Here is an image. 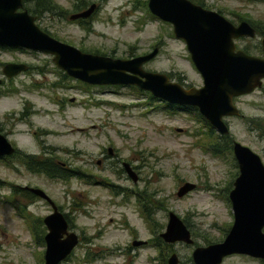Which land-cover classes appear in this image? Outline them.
I'll return each instance as SVG.
<instances>
[{
    "label": "rangeland",
    "instance_id": "1",
    "mask_svg": "<svg viewBox=\"0 0 264 264\" xmlns=\"http://www.w3.org/2000/svg\"><path fill=\"white\" fill-rule=\"evenodd\" d=\"M78 1H83L84 8L91 3L97 6L88 30L86 24L67 20L77 12ZM141 1L146 0H51L63 17L43 13L35 17V23L59 42L116 59L144 55L157 46L156 56L143 70L164 74L185 89L199 88L201 78L183 42L173 38L170 25L151 18ZM196 2L234 25L241 18L264 25V0ZM259 39H238L234 45L237 49L249 46V55L264 58L255 50ZM6 63L30 67L27 73L3 79L0 86V129L8 142L34 154L40 153L37 138L43 139L53 148L54 159L68 162L83 179L46 180L27 172L14 158L0 160V264H43L44 245L35 243L19 211L27 201L11 197V186L42 190L70 219L69 229L79 242L61 264H162L151 241L163 231L168 212L184 222L192 245H169L165 261L174 253L178 264H192L194 247L224 238L232 222L227 194L237 169L231 155L213 156L201 149L199 141H205L207 130L196 109L167 108L130 86L91 87L67 80L69 89H55L53 84L60 81L57 70L50 57L41 53L0 48V69ZM233 104L240 117L224 118L228 136L256 154L264 166V79L253 92L233 99ZM37 129L47 136L38 137ZM106 148L114 155L96 165ZM121 162L136 168V183L121 173ZM183 183L195 188L177 198L175 192ZM130 192L149 197L153 232L140 217ZM24 213L41 219L50 208L35 199ZM135 240L145 244L132 247ZM220 264H264V260L232 255Z\"/></svg>",
    "mask_w": 264,
    "mask_h": 264
},
{
    "label": "water",
    "instance_id": "2",
    "mask_svg": "<svg viewBox=\"0 0 264 264\" xmlns=\"http://www.w3.org/2000/svg\"><path fill=\"white\" fill-rule=\"evenodd\" d=\"M148 13L171 27L174 39L183 42L190 62L201 78L199 88H183L170 82L166 75L143 70V65L157 54L149 53L129 59L84 53L59 42L43 32L35 17L23 9L21 0H0V48L21 49L51 56L54 67L64 75L95 86H132L166 104L196 109L198 115L219 136L228 135L224 118L240 117L233 99L247 95L261 86L264 79V58L244 53L234 41L253 39L255 29L246 21L236 25L215 11L206 10L189 0H146ZM97 9L91 3L83 10L67 16L68 21L87 20ZM264 53V35L259 39ZM26 70L22 63H6L0 69L3 79L13 78ZM15 149L0 134V158L13 155ZM110 153V149H108ZM231 154L237 174L227 194L232 222L224 238L204 247H194L192 264H220L232 255L264 260V166L259 157L247 147L231 142ZM126 177L132 182L137 176L127 163H122ZM195 188L183 183L175 192L183 197ZM33 196L43 199L50 213L42 218L43 264H61L79 242L64 215L40 189L24 187ZM158 238L166 245H192L190 233L181 219L172 212ZM132 241V247L144 245ZM165 264H178L170 253Z\"/></svg>",
    "mask_w": 264,
    "mask_h": 264
},
{
    "label": "trees",
    "instance_id": "3",
    "mask_svg": "<svg viewBox=\"0 0 264 264\" xmlns=\"http://www.w3.org/2000/svg\"><path fill=\"white\" fill-rule=\"evenodd\" d=\"M190 2L194 3V4H198L201 6L200 3L196 2V0H189ZM22 2V6L23 9H25L27 11V13H29L30 15L34 16V17H39V15H42L43 13H54L57 16H62L60 15V11L58 9V7H56V5H54L51 0H21ZM141 6L143 8L146 7V1H141ZM75 11H80L82 9H84V3L83 1H78V5H76L74 7ZM151 18H154L153 16L150 15ZM92 17H90L89 19L85 20V21H77L78 24L80 26L85 25V29L88 30V24H89V20ZM156 19V18H155ZM239 21H246L248 22L254 29H255V37L256 36H262L264 35V25H259L258 23H252L248 20L245 19H239ZM44 31V30H42ZM45 32V31H44ZM21 50V49H20ZM244 53L249 54V52L251 51V49L249 48V46H245L241 49ZM255 50L257 52H260V49L258 46L255 47ZM94 54H97V52H95ZM133 90H136L138 92H140V90H138L137 88L134 87H130ZM167 108H169L167 106ZM183 110H189V108H183ZM197 118L200 119L203 124L204 127L207 130V133H205V137H204V142L199 141V144L201 146V149L204 152L209 153L210 155L213 156H224V155H231V142L232 139L226 135V136H219V135H215L214 134V130L203 120L200 118V116L198 114H196ZM264 126L261 127V129L263 130ZM233 159V158H232ZM235 163V162H234ZM26 166L28 167L29 165L26 164ZM30 170H40L37 167L34 166H30ZM49 177L52 178V180H61V181H66L69 180L72 177L78 178V179H83L78 173H74L73 171H71L68 174H65L62 172V170L58 167V166H52L50 167L48 174ZM131 193V192H130ZM115 194V193H114ZM134 194L133 196L136 198V203L138 206V211H139V215L140 217L143 219V221L145 222V224L149 227V229L151 230V232H153V227H154V220L150 217L149 214V208L150 206H152L151 201L149 200V197L147 196H143L141 193L139 192H135V193H131ZM10 195L12 196H19V194L17 193V190L15 187L11 186L10 187ZM130 196V194H128ZM11 197L7 198V201H11ZM23 199L25 200H29L28 198H30V195H22ZM147 203L149 204V206L147 207ZM21 208H19L20 213H22V215L24 216L23 219L25 220V223L28 225V227L30 228L33 236H34V240L35 243L42 247L43 246V240H42V236L44 234V227L41 223V219L40 218H33L31 217L30 214L28 213H24V209H25V205L20 206ZM65 220L70 228V219L68 217H66V215L64 214ZM184 223V222H183ZM208 243V242H207ZM151 244L155 247V250L158 254V259L160 260V262L162 264H165V259L164 256L166 254V252L169 250V245H166L164 243H162V241L158 238L155 237L154 241H151ZM72 253V252H71ZM71 256V254L69 255V257ZM69 257H67L65 260H67ZM88 260H91V258H88ZM42 261V260H41Z\"/></svg>",
    "mask_w": 264,
    "mask_h": 264
},
{
    "label": "flooded vegetation",
    "instance_id": "4",
    "mask_svg": "<svg viewBox=\"0 0 264 264\" xmlns=\"http://www.w3.org/2000/svg\"><path fill=\"white\" fill-rule=\"evenodd\" d=\"M194 4V3H193ZM196 5V4H195ZM199 6V5H198ZM201 7V6H200ZM77 21H85V20H77ZM44 32V31H43ZM46 33V32H45ZM49 35V34H48ZM50 36V35H49ZM157 49H158V47L157 46H155ZM154 48V47H153ZM152 48V49H153ZM1 49H9V50H20V49H10V48H1ZM158 52V51H157ZM85 53V52H84ZM89 54H92V53H89ZM45 55V54H44ZM98 55V54H97ZM48 56V55H47ZM50 57V61H51V56H49ZM52 63V62H51ZM15 64H19V63H15ZM25 65V64H24ZM52 65H53V63H52ZM3 66V65H2ZM26 66V65H25ZM53 67H54V65H53ZM2 68V67H1ZM55 68V67H54ZM56 69V68H55ZM30 70V67L29 66H26V70L23 72V73H27L28 71ZM57 71H56V73L58 74V77H59V80L60 81H58L57 83H55V84H53V86L52 87H54L55 89H57V88H59V89H69V86H68V84H67V80H70L71 82H76V83H80L82 86H95V85H88V84H85V83H82V82H80V81H78V80H75V79H72V78H70V77H68V76H66V75H64L63 74V72H61V71H59L58 69H56ZM23 73H21V74H23ZM20 75V74H19ZM18 76V75H17ZM16 77V76H15ZM7 80V79H6ZM130 87H132V86H130ZM134 88H136V87H134ZM142 92V91H141ZM145 93H147V92H145ZM147 94H149V93H147ZM150 95V94H149ZM150 97H151V95H150ZM151 98H153V97H151ZM155 99V98H154ZM72 100L73 99H70V102H72ZM158 100V99H157ZM160 102V101H159ZM162 103H163V105L165 106V107H169L170 109H173V108H177L178 110H183V108L184 107H181V106H174V105H169V104H166L165 102H163V101H161ZM57 104V106L58 107H60V108H63V105H60V103L59 102H57L56 103ZM25 114H27V112H25V113H21L19 116L20 117H18V120L20 121V120H22L23 119V117H24V115ZM1 130V129H0ZM38 131V137L39 136H42V137H44V136H47V134H46V132H44V131H42V130H40V129H37ZM0 134H2L4 137H6L5 136V134L2 132V130H1V132H0ZM35 134V133H34ZM7 139V138H6ZM8 141V140H7ZM37 142H38V146H39V151H40V153H26V152H24V151H22V150H20V149H18L17 147H15V146H13V145H11L14 149H15V151H14V153H13V155H11V156H9V157H4V158H0V160H3V159H8V158H14L21 166H23L24 168H25V170L27 171V172H29V173H32V174H35V175H40L41 177H43V178H45L46 180H52V178L51 177H49L47 174H48V171H49V169H50V167H52V166H58L61 170H62V172L63 173H65V174H68V173H70L71 172V168L69 167V165H67L68 164V162H61V161H59V160H57V159H54L55 157H53V148L51 147V146H49V145H47V144H45V142L43 141V139L41 140L40 138H37ZM108 149L109 148H106L105 150H103V151H100V158L101 159H99V160H97L95 163H96V165H98V164H100L101 162H103V161H105V160H107V159H109L108 157H111V156H113L114 154H113V150L112 149H110V153H109V151H108ZM106 154V155H105ZM122 163L123 162H121V164H120V167H121V173L123 172L124 174H125V172L123 171V169H122ZM26 164H28L29 166L27 167L26 166ZM128 165H129V167L133 170V172L136 174V172H135V170H136V168H134L133 166H131L129 163H127ZM34 166V167H37V168H39L40 170H30L31 168H30V166ZM88 176V175H87ZM86 176V177H87ZM125 176H126V174H125ZM136 176H137V174H136ZM137 180H138V176H137ZM137 182V181H136ZM135 182V183H136ZM96 183L97 184H101V185H103V186H106V182H102L101 183V181H96ZM108 185V184H107ZM24 187H27V186H22V187H19V186H16L15 188H16V190H17V193L19 194V196L21 197V199L23 198L22 197V195H25V196H27V195H30V198H28L29 200L27 201V200H25V199H22V200H25V201H27V203L25 204V202H24V204H25V207H27V206H29L31 203H33V200H35V199H39L40 201H42V202H44L48 207H49V205L43 200V199H41V198H38V197H36V196H33L30 192H28L27 190H25L24 189ZM34 188H36V187H34ZM58 209V208H57ZM51 211V210H50ZM41 223H42V218H41ZM43 225V224H42ZM45 229V228H44ZM44 234H45V231H44ZM43 234V235H44ZM42 240H43V236H42Z\"/></svg>",
    "mask_w": 264,
    "mask_h": 264
}]
</instances>
